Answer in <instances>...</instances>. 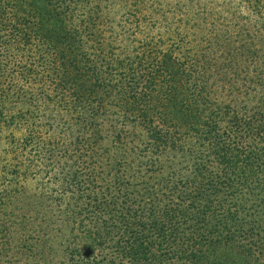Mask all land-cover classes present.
I'll use <instances>...</instances> for the list:
<instances>
[{
  "label": "trees",
  "instance_id": "1",
  "mask_svg": "<svg viewBox=\"0 0 264 264\" xmlns=\"http://www.w3.org/2000/svg\"><path fill=\"white\" fill-rule=\"evenodd\" d=\"M0 162V264H264V0H0Z\"/></svg>",
  "mask_w": 264,
  "mask_h": 264
},
{
  "label": "rangeland",
  "instance_id": "2",
  "mask_svg": "<svg viewBox=\"0 0 264 264\" xmlns=\"http://www.w3.org/2000/svg\"><path fill=\"white\" fill-rule=\"evenodd\" d=\"M13 164H15V162H0V168L2 169V168H4L6 166L7 169H8V171H9L11 168H13ZM39 175H40V177H42V175L40 174V172H39ZM29 177H30V179H29V181H28L27 184L33 186L35 184L33 180H36V179L33 176V174H31Z\"/></svg>",
  "mask_w": 264,
  "mask_h": 264
}]
</instances>
